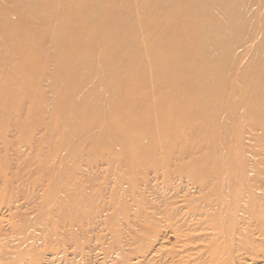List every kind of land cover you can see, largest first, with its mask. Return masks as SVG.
I'll return each instance as SVG.
<instances>
[{
  "label": "bare ground",
  "instance_id": "6f19581e",
  "mask_svg": "<svg viewBox=\"0 0 264 264\" xmlns=\"http://www.w3.org/2000/svg\"><path fill=\"white\" fill-rule=\"evenodd\" d=\"M259 1L257 17L264 24V0ZM250 2L253 0H0L4 13L0 27L9 30L0 32V53L4 57L5 46L18 53L11 62L0 58V128L8 119L7 110L18 107L21 97L38 109L43 82L57 83L60 88L52 101L49 123L60 136L62 164L55 174L50 173L57 156H49L57 152L49 154L45 145L40 169L48 171L45 199L55 208L56 218L52 212L43 213L36 222L39 228H50L52 233L57 224L65 223L76 236L75 226L91 218L98 207L100 190L93 186L92 175L84 181L74 167L81 158L75 145L79 137L87 136L94 149H109L117 177L134 184L138 171L157 168L177 145L198 141L184 140L185 132L197 139L201 127L215 131L227 65L242 45L250 21L249 16H239L238 10H248ZM51 7L53 11H49ZM7 9L16 14L23 9L43 21V27L34 28V38L26 36L29 47L20 46L25 31L8 16ZM161 23L153 34L144 36L145 26ZM152 37L158 45L150 44ZM207 47L213 49L212 54L205 52ZM246 53L239 73L240 115L264 123V30L259 44ZM251 92L262 98L256 110L246 105ZM232 104L237 105L235 99ZM97 125L106 131H97ZM161 133L169 140L159 159L155 144ZM206 163L192 160L180 165L179 171L202 179L207 189L205 203L213 200L215 204L209 222L216 233L209 264H227L231 243L224 240L235 236L243 248L251 243L233 233L234 220L228 219L235 210L245 214L262 234L259 244L264 249V220L259 213L264 208V193L253 189L262 180L261 174L250 167L249 172L240 173V157L230 159L218 144ZM237 183L242 188L238 191ZM134 192L127 187L116 189L113 200L119 204ZM229 196L242 197L243 203L233 208L226 201ZM119 208L125 209L124 205ZM28 233H23L25 243L30 239Z\"/></svg>",
  "mask_w": 264,
  "mask_h": 264
},
{
  "label": "rangeland",
  "instance_id": "374dc122",
  "mask_svg": "<svg viewBox=\"0 0 264 264\" xmlns=\"http://www.w3.org/2000/svg\"><path fill=\"white\" fill-rule=\"evenodd\" d=\"M259 7L260 1L253 0L248 10H238L239 16H249L250 21L242 45L234 51L227 65L219 96L220 113L215 120L217 128L213 133L212 129L201 127L194 139L185 132L184 140L198 141L177 145L171 150L167 163L160 161L157 168L146 167L138 171L134 184L117 177V166L114 167L115 163L110 159L109 149H94L92 140L87 136L79 137L75 145L81 158L74 162L76 173L84 181L87 175H92L93 186L100 190V196L91 218L75 226L76 236L69 233L65 223L57 224L52 233L50 228L36 225L43 213L52 212L51 216L56 218L55 208L45 199L50 184L48 171L41 172L40 169L45 145H48L49 154L54 150L57 152L49 156H57L50 173L55 174L62 164V152L58 150L60 136L49 123L52 101L60 90L59 85L41 84L38 109L31 108L28 99L21 97L18 107L7 110L8 119L0 128V264H209V252L216 236L209 225L215 204L213 200L205 203L207 189L202 179H195L179 169L180 165L192 160L200 165L206 163L218 144L220 152L230 159L240 157L237 165L240 173H246L250 167L261 174L262 180L259 175L260 180L253 189L264 193V123L240 115L243 103L239 80L247 60L246 51L256 47L263 36L264 24L257 17ZM7 11L8 16L24 29L25 37H32L35 27L44 26L42 20L23 9L17 14L13 9ZM234 20L237 21L236 17ZM160 25L162 23L145 26L144 36L153 34ZM5 31L9 30L0 29V32ZM155 39H150L151 45H158ZM18 42L20 46L29 47L30 40L26 37ZM12 48L5 46L2 49L4 57L0 53V58L11 62L12 56L18 55ZM212 51L211 47L205 49L207 54ZM234 99L236 106L232 104ZM261 100L259 94L251 92L246 105L256 110V103ZM243 111L247 113L248 110L245 107ZM225 113H229L227 118ZM96 130L105 132L106 128L97 125ZM166 140L169 138L164 133L156 138L159 159L163 157ZM122 187L135 192L118 204L113 200V192ZM234 187L238 191L241 184ZM226 201L233 208L243 203L242 197L235 196L227 197ZM123 205L122 211L119 206ZM259 213L264 220V208ZM243 215L235 210L228 220H234L233 233L249 238L251 243L243 248L235 236L224 240L231 243L226 251L227 264H264V249L259 244L263 236ZM27 231L30 239L25 243L22 238ZM216 264L222 263L217 261Z\"/></svg>",
  "mask_w": 264,
  "mask_h": 264
}]
</instances>
